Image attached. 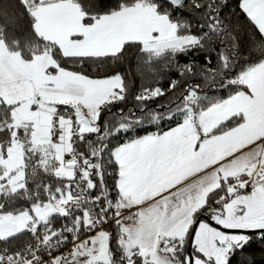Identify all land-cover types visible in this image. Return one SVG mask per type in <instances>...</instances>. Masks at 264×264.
Listing matches in <instances>:
<instances>
[{
  "label": "snow or ice",
  "instance_id": "6c2138e0",
  "mask_svg": "<svg viewBox=\"0 0 264 264\" xmlns=\"http://www.w3.org/2000/svg\"><path fill=\"white\" fill-rule=\"evenodd\" d=\"M230 2L0 0V264H257L264 0Z\"/></svg>",
  "mask_w": 264,
  "mask_h": 264
},
{
  "label": "trees",
  "instance_id": "16d2710c",
  "mask_svg": "<svg viewBox=\"0 0 264 264\" xmlns=\"http://www.w3.org/2000/svg\"><path fill=\"white\" fill-rule=\"evenodd\" d=\"M227 11H229V12H231V11L238 12L239 11V9L236 7V0H231V2L229 3V7H228ZM241 19H243V17H241ZM195 58L198 60H202V57H195ZM181 62H187V61L184 58H181ZM213 64H215V58H213ZM89 71H94V70L89 69ZM138 83H139V80H137V84ZM162 87H164L165 89L168 87L167 79H165L163 81ZM252 251L255 252V260L257 261V264H264V255L261 254L260 246L259 245L255 246Z\"/></svg>",
  "mask_w": 264,
  "mask_h": 264
}]
</instances>
